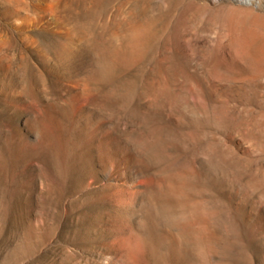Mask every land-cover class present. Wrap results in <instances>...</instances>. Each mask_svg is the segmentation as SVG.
<instances>
[{"label":"rangeland","instance_id":"rangeland-1","mask_svg":"<svg viewBox=\"0 0 264 264\" xmlns=\"http://www.w3.org/2000/svg\"><path fill=\"white\" fill-rule=\"evenodd\" d=\"M59 2L0 0V264H264V0Z\"/></svg>","mask_w":264,"mask_h":264},{"label":"bare ground","instance_id":"bare-ground-1","mask_svg":"<svg viewBox=\"0 0 264 264\" xmlns=\"http://www.w3.org/2000/svg\"><path fill=\"white\" fill-rule=\"evenodd\" d=\"M250 0H247V2ZM50 5H56L57 3H60L59 0H49ZM49 5V6H50ZM52 7V6H51ZM49 8V7H48ZM49 10V9H48ZM54 11V10H53ZM52 12V10L50 11ZM55 17V16H54ZM57 19V18H56ZM58 20V19H57ZM261 27V26H260ZM252 28V27H250ZM257 29V28H256ZM252 30V29H251ZM258 31V30H257ZM256 32V30H255ZM261 32V31H260ZM69 34V33H68ZM248 35H250L251 37L256 36V34L254 32H249ZM258 36V35H257ZM261 36V35H260ZM260 38H262V43L260 44L259 47L256 48V50L252 53H250V57L253 58V60L256 63L262 64L264 65V35H262ZM252 40V39H251ZM254 41V40H253ZM252 42V41H251ZM256 65V64H255Z\"/></svg>","mask_w":264,"mask_h":264}]
</instances>
